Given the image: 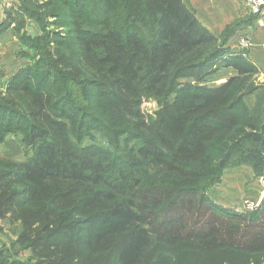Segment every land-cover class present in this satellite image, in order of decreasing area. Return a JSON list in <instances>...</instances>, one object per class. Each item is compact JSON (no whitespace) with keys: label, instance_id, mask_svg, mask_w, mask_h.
I'll use <instances>...</instances> for the list:
<instances>
[{"label":"trees","instance_id":"1","mask_svg":"<svg viewBox=\"0 0 264 264\" xmlns=\"http://www.w3.org/2000/svg\"><path fill=\"white\" fill-rule=\"evenodd\" d=\"M39 12L68 20L56 42L65 70L55 83L19 72L7 94L26 99L0 96V143L21 133L27 152L0 175V220L36 199L58 205L47 226L66 220L59 234H35L39 216L26 224L20 243L36 264H150L179 246L264 255V199L251 213L207 195L228 168L264 178V99L245 103L256 69L226 47L244 20L222 37L188 0H22L2 28ZM221 68L236 75L205 85ZM150 100L151 115L141 110ZM0 264L23 263L0 249Z\"/></svg>","mask_w":264,"mask_h":264},{"label":"rangeland","instance_id":"2","mask_svg":"<svg viewBox=\"0 0 264 264\" xmlns=\"http://www.w3.org/2000/svg\"><path fill=\"white\" fill-rule=\"evenodd\" d=\"M21 1L0 0V96L5 99L10 96L12 99L18 100L19 103L26 99L25 94H7V87L13 82L15 75L25 71L33 74L32 82L46 80L47 83H55L58 81L61 73L60 69L65 70V67L62 66L65 60L62 55L56 54V49L60 48L57 47L56 42L60 40L59 35L70 32L67 30L68 20L63 18V16L55 19L43 16L41 12L34 16H19L17 24L5 30L2 28L3 22L6 20L8 13L12 12L13 7L21 3ZM40 3H45V1H40ZM244 10L246 11V9ZM249 16L246 14V16L241 17L245 23H242L238 30L254 25V22H248ZM236 31L234 30L232 36L235 35ZM222 37H224L223 34ZM241 40L244 43L246 41L250 42L247 37L241 38ZM239 45L240 53L247 55L249 47H245L243 43L241 47L240 42ZM226 47H229L228 42ZM75 51L76 48L72 49L70 53ZM250 63L256 69V73L251 78H248L245 84L249 90H254L246 92L245 103L253 108L255 105L259 106L264 99V75L253 61ZM77 69H80L81 73L85 74L86 66ZM50 75L54 76L50 77ZM234 75H236V72L232 71V69L221 68L217 73L208 77L204 84L209 87H218ZM84 77L83 79L86 81L89 76L85 74ZM141 110L143 113L151 115L158 110V105L153 100L145 101L141 105ZM22 139L23 135L15 132L8 135L0 143V175L10 173L12 164L24 158L27 152L23 147ZM88 139L86 140L88 141ZM91 139L109 147L108 143L98 136H94ZM91 139L90 141H92ZM245 167L248 166L243 165L226 169L238 170L240 172L238 173L239 177L243 179L242 184L226 185L230 184L228 182L222 184V176L226 171L224 170L220 182L208 189L207 195L210 199L212 200L213 197L216 199L215 197H217L219 201L216 200V202L219 204L230 206L242 212H248L245 207L248 210L249 207H253V211H255L264 199V178L255 177L252 169L248 167L253 174L248 180ZM16 190H18L17 186L8 189L9 193ZM225 190H229L234 194L239 193L240 195L236 199L228 198L226 196L228 193ZM240 191L243 193H240ZM224 201L227 203H222ZM57 210L58 205L51 206V203L45 199H36L26 207L17 210L15 214L7 215L6 218L0 220V249L12 260L23 264H36L35 254L29 249V246L20 243V234L24 231L26 224L33 221L37 216L43 218L44 222L40 231L38 229L35 234L44 235L49 231L59 234V228L66 225L64 224L66 220L56 226H47L48 222L56 215V212H59ZM58 218L60 219L61 216H58ZM37 227L38 225L34 226V224L31 226V232L28 237L34 233ZM56 228L57 230H54ZM150 264H264V255H247L226 249L200 253L187 246H179L171 250H158Z\"/></svg>","mask_w":264,"mask_h":264},{"label":"crops","instance_id":"3","mask_svg":"<svg viewBox=\"0 0 264 264\" xmlns=\"http://www.w3.org/2000/svg\"><path fill=\"white\" fill-rule=\"evenodd\" d=\"M242 0H188L190 7L192 8L195 17L199 23L213 33L216 36H219L229 25L235 23L237 20H242L241 17L246 16V11L244 10V1ZM239 29V28H238ZM236 31L235 35L228 41V48L233 53H240V39L247 37L250 39L251 46L249 47V52L247 53V58L261 70L264 75V13L261 16L256 18L254 25L248 26L245 29ZM231 69V68H229ZM232 71H234L232 69ZM235 72V71H234ZM242 168V167H241ZM247 176L248 180L253 176L248 167ZM238 170H226L222 176V184L228 182L231 184H242L243 179L239 177ZM228 195V198H238L239 193L234 194L229 190H225ZM240 193H243L240 191ZM224 195V194H222ZM213 197V201L223 207L231 208L230 206L221 205L217 197ZM227 203V202H222Z\"/></svg>","mask_w":264,"mask_h":264},{"label":"built area","instance_id":"4","mask_svg":"<svg viewBox=\"0 0 264 264\" xmlns=\"http://www.w3.org/2000/svg\"><path fill=\"white\" fill-rule=\"evenodd\" d=\"M244 8L246 9V14L250 16H261L264 13V0H245ZM242 43L245 47H250V42L244 43L242 40L240 41L241 47ZM248 212H253V207H249V210L245 207ZM251 210V211H250Z\"/></svg>","mask_w":264,"mask_h":264}]
</instances>
